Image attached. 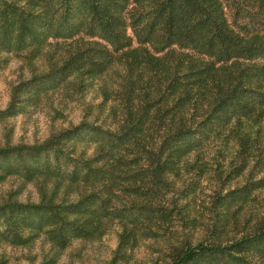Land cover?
I'll use <instances>...</instances> for the list:
<instances>
[{
    "label": "trees",
    "instance_id": "obj_1",
    "mask_svg": "<svg viewBox=\"0 0 264 264\" xmlns=\"http://www.w3.org/2000/svg\"><path fill=\"white\" fill-rule=\"evenodd\" d=\"M226 1L0 0V71L8 56L47 69L13 89L0 122L82 78L104 81L117 129L83 122L41 145L0 148V185L15 178L39 195L0 200V248L43 243L40 264H59L74 242L118 228L113 264L127 262L142 242L185 223L170 198L174 180L217 139L236 147L233 179L250 177L218 205L228 211L264 189V0ZM228 214L209 243L175 230L163 264H264V216L223 244Z\"/></svg>",
    "mask_w": 264,
    "mask_h": 264
},
{
    "label": "rangeland",
    "instance_id": "obj_2",
    "mask_svg": "<svg viewBox=\"0 0 264 264\" xmlns=\"http://www.w3.org/2000/svg\"><path fill=\"white\" fill-rule=\"evenodd\" d=\"M226 1V0H225ZM227 4H234L226 1ZM233 9L228 8L232 16ZM132 34V32L130 31ZM7 66L0 71V111L12 103L13 89L27 81L34 74L47 71L41 61H36L30 69L22 60L8 56ZM76 85L48 95L39 107H29L26 114L0 122V148L36 146L44 144L57 132L86 122L116 132L109 109L113 102L103 104L101 87L103 80L89 81L75 78ZM94 150H89V156ZM234 143L224 139L213 140L187 159L186 167L175 178L170 198L177 201L178 207L186 214L183 225L167 227L166 235L147 240L130 254L127 262L117 264H163L168 250V242L187 238L193 245L212 242V230L218 218L227 216L230 222L224 228L220 242L229 244L239 239L242 233L252 229L254 223L264 216V189L254 192L249 201L231 206L228 211L218 205V199L229 191L241 188L248 180V174L233 179L229 164L234 158ZM14 197L19 202L37 203L39 195L34 185H24L10 178L0 185V200ZM230 214H232L230 216ZM177 227V228H176ZM118 228L106 237L94 242L76 241L62 254L59 264H113L114 252L118 244ZM48 246L37 243L31 249L1 247L9 264H40Z\"/></svg>",
    "mask_w": 264,
    "mask_h": 264
}]
</instances>
